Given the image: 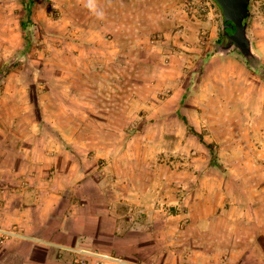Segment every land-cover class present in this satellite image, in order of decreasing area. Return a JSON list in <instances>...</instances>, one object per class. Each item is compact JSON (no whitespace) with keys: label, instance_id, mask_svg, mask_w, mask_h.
Here are the masks:
<instances>
[{"label":"rangeland","instance_id":"obj_1","mask_svg":"<svg viewBox=\"0 0 264 264\" xmlns=\"http://www.w3.org/2000/svg\"><path fill=\"white\" fill-rule=\"evenodd\" d=\"M178 1L187 24L163 29L146 21L153 0L146 11L137 2L133 13L124 5L131 0H35L34 4L0 0V183L23 177L20 171L27 169L19 162L20 148L34 149L36 156L37 150L48 146L46 139L26 141L24 136L33 131L80 137L75 139L81 145L76 150L91 153L88 159L94 151H104L106 158L96 169L101 180L113 183L119 177L124 183H156L154 199L148 203L109 206L129 224L131 235L150 230L155 239L147 242L170 245L167 252L154 248L139 253L140 258L138 253H112L125 260L134 257L137 264L190 260V252L184 250L190 241L183 239V233L194 235L201 219L209 223L203 244L207 251L213 245L246 243L247 231L264 222L250 211L246 217L245 208L257 206L244 204L243 196L244 183H260L264 171L231 165L225 140L264 129L262 121V125L245 122L237 110L231 114L234 108L227 104L243 103L239 96L264 84V0H251L248 35L258 57L253 65L236 50L217 53L223 15L216 0ZM136 17L135 28L131 25ZM93 29L100 38L96 45L90 41ZM216 56L241 61L255 81L230 85V63ZM242 143L235 140L231 147ZM207 145L218 166H212ZM59 146L73 147L62 139ZM81 158L75 163H85ZM116 164L123 168H114ZM9 171L13 179L5 174ZM203 183H221L218 196L207 202L196 198V193L206 191ZM260 227L264 229V224Z\"/></svg>","mask_w":264,"mask_h":264},{"label":"crops","instance_id":"obj_2","mask_svg":"<svg viewBox=\"0 0 264 264\" xmlns=\"http://www.w3.org/2000/svg\"><path fill=\"white\" fill-rule=\"evenodd\" d=\"M131 2L124 5L132 13L136 12L137 2H142L145 11L149 4V0ZM153 4L152 15L146 17V21H150L149 26L164 29L187 24L178 0H153ZM137 17L136 24H132V27L138 26ZM115 21L117 22L116 19ZM94 34L99 36L98 31L93 29L90 41L96 45L100 38ZM105 54L108 56V51ZM216 58H222L220 62L230 63L227 66L231 70L228 75L230 85L234 86L241 81L252 82V72L241 61L231 59L232 57ZM247 95L252 98V102L249 99L247 101ZM238 98L244 102L227 103L234 108H231V114L237 110L238 117L245 122L249 120L251 123H264V84L245 91V97ZM202 104L203 107H209V104ZM260 131L261 133L257 132L256 135L244 132L225 139L228 140L227 155L231 165L246 171H264V129ZM54 133L47 135L33 131L25 135L26 141L40 142L46 139L48 146L37 150L36 156L34 149L20 148L19 162L25 163L27 170L20 171V174L24 175L18 182L0 183V228L6 231L15 229L20 235L0 242V264H118L119 259L124 264H137L139 261L134 257L125 260L119 256L113 257L112 253H138L137 258H140L139 253L151 252L154 248H158V251H169L166 246L170 245L166 243L157 247V242H147L155 239L150 230L131 235L127 229L129 224L126 225L122 217L109 207L115 202L140 204L152 201L156 183H124L119 177L113 183H106L107 180H101L100 173L96 172V169L100 168L98 161L106 158L104 151H94L88 159L91 153L87 154L83 149L76 150V147L80 148L81 145H77L75 139L81 140L80 137L70 138L63 133ZM61 139L73 147L69 150L60 149ZM235 140L243 143L238 148L231 147ZM108 154L110 155L111 151ZM79 157H82L85 163H75V159ZM7 159L6 157L8 163ZM11 160L12 158L10 163ZM212 166L218 165L212 163ZM114 168H123V164H116ZM44 170H47L45 176ZM12 172L5 174L13 179ZM259 178L260 183H244L246 190L243 196L246 198L244 204L262 208L257 212V207H246V217H249L250 211L256 219L264 220V172L259 174L258 180ZM168 184L172 186V183ZM185 184L179 183L180 187L187 188ZM105 186H111L112 189L109 191ZM141 186L143 192L140 193ZM220 187L221 183H203L202 188H206V191L196 193L195 196L202 198L201 202L205 199L207 202L209 198L218 196L217 190ZM233 194L235 199L237 193L233 191ZM187 197L188 194L186 199ZM262 224L264 222L258 224L259 227L247 231V242L244 244L234 243L226 247L213 245L207 251L203 244L205 236H209L206 231L209 223L201 219L196 224L194 235L183 233V239L190 241L189 244L185 243L184 250L190 252L191 259H186L180 264H264V229L260 227ZM192 236H195L194 239ZM221 256L227 261L222 260ZM175 263L176 261H164V264Z\"/></svg>","mask_w":264,"mask_h":264},{"label":"water","instance_id":"obj_3","mask_svg":"<svg viewBox=\"0 0 264 264\" xmlns=\"http://www.w3.org/2000/svg\"><path fill=\"white\" fill-rule=\"evenodd\" d=\"M222 10L223 39L216 45L217 53L227 55L236 50L250 64L258 60L248 35L251 0H216Z\"/></svg>","mask_w":264,"mask_h":264},{"label":"built area","instance_id":"obj_4","mask_svg":"<svg viewBox=\"0 0 264 264\" xmlns=\"http://www.w3.org/2000/svg\"><path fill=\"white\" fill-rule=\"evenodd\" d=\"M19 233H17V231L15 229L11 230V231H6V230H2L0 228V242H4L6 240H9L11 238H14V237H19ZM117 263L118 264H122L123 261L122 260H117Z\"/></svg>","mask_w":264,"mask_h":264},{"label":"trees","instance_id":"obj_5","mask_svg":"<svg viewBox=\"0 0 264 264\" xmlns=\"http://www.w3.org/2000/svg\"><path fill=\"white\" fill-rule=\"evenodd\" d=\"M34 1H35V0H31V4H34ZM182 121H183L187 126L190 127L192 133L195 134L196 136H198L199 139H200V141H201L202 143L206 144L204 138H203L201 135H199V134L195 131L194 128H192V127L190 126L189 122L187 121V119H186L185 117H182ZM207 147H208L209 150L211 151L212 162H213V163H216L217 156H216V154L214 153V150L212 149L211 145H207Z\"/></svg>","mask_w":264,"mask_h":264},{"label":"clouds","instance_id":"obj_6","mask_svg":"<svg viewBox=\"0 0 264 264\" xmlns=\"http://www.w3.org/2000/svg\"><path fill=\"white\" fill-rule=\"evenodd\" d=\"M90 7H91V5H90Z\"/></svg>","mask_w":264,"mask_h":264}]
</instances>
